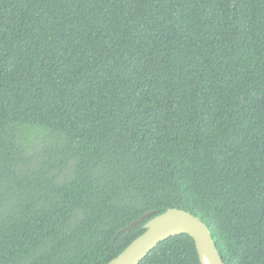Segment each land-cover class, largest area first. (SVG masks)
<instances>
[{"label":"trees","instance_id":"16d2710c","mask_svg":"<svg viewBox=\"0 0 264 264\" xmlns=\"http://www.w3.org/2000/svg\"><path fill=\"white\" fill-rule=\"evenodd\" d=\"M170 208L264 264V0H0V264H108Z\"/></svg>","mask_w":264,"mask_h":264},{"label":"water","instance_id":"95a60500","mask_svg":"<svg viewBox=\"0 0 264 264\" xmlns=\"http://www.w3.org/2000/svg\"><path fill=\"white\" fill-rule=\"evenodd\" d=\"M145 232L108 264H140L162 242L180 235H189L195 243L201 264H225L209 227L188 211L170 208L162 214L150 212L122 229L131 231L141 222Z\"/></svg>","mask_w":264,"mask_h":264}]
</instances>
